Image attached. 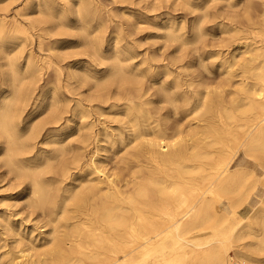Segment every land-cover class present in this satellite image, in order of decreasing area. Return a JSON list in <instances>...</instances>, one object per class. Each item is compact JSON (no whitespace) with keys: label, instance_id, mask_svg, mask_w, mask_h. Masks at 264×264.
I'll use <instances>...</instances> for the list:
<instances>
[{"label":"bare ground","instance_id":"obj_1","mask_svg":"<svg viewBox=\"0 0 264 264\" xmlns=\"http://www.w3.org/2000/svg\"><path fill=\"white\" fill-rule=\"evenodd\" d=\"M49 2L40 0L37 8L45 7L51 19L60 16ZM86 7L80 3L79 17ZM255 12L251 39L238 40L231 59L218 63L223 81L197 88L170 72L164 74L171 81L159 82L134 56L106 55L83 22L82 45L104 67H71V77L91 91L88 103L76 101L71 117L64 116L55 86L38 87L44 67L24 55L30 31L19 20L9 31L1 19L0 168L28 179V207L48 219L41 226L46 230L33 226L30 232L0 220L3 233L17 236L15 250L0 264H229L230 248L213 239L230 215L219 205L226 202L236 215L264 185L246 162L234 166L243 154L264 169V0ZM46 57L48 70L55 62ZM55 71L62 74L59 66ZM146 78L154 82L147 85ZM111 101L117 126L100 118L103 103ZM28 106L33 110L22 126ZM182 111L193 116L191 123L172 130L169 114ZM91 113L96 122L87 120ZM76 119L77 129L71 125ZM117 138L136 169L129 164L124 183L102 158L115 150ZM232 235L241 264H264V198Z\"/></svg>","mask_w":264,"mask_h":264},{"label":"rangeland","instance_id":"obj_2","mask_svg":"<svg viewBox=\"0 0 264 264\" xmlns=\"http://www.w3.org/2000/svg\"><path fill=\"white\" fill-rule=\"evenodd\" d=\"M39 1L0 0V20L4 18L9 31L11 25L13 31L17 29L18 24H23L24 29L30 31L33 39L24 49V55L30 53L35 59H39L38 63L43 65L44 70L38 87L40 89L43 86L49 90L55 86L61 99L60 107L66 117L73 116L77 100L88 103L87 99L91 94L86 84L71 77V67L86 66L92 70L104 67L82 45L83 39L80 38L81 31L78 28L83 22H86L89 39H98L105 54L134 56V63H141L143 69L150 71L149 76L157 74L159 82L171 81L170 77L179 76L185 86L192 82L195 88L213 87L219 85L224 78V68L221 69L218 63L231 59V53L237 48L235 44L238 40L249 37L251 39V26L257 14L255 8L260 3V0H50L52 13L60 14L51 19L45 7L44 12L37 8ZM82 2L83 7L86 3L87 9H84V16L79 17L78 10ZM76 3H79L78 8H72ZM16 20H19L18 24H13ZM171 30L178 35L177 39L169 38ZM9 51L10 56L15 53L11 48ZM239 53L240 50H237L236 54ZM46 56L52 58L56 64L48 70L43 63V60L48 59ZM56 66L61 67L62 74L55 71ZM166 72L171 73L170 77L165 76ZM153 80L154 78H146L144 82L148 85L149 82L153 83ZM112 88L116 89L115 86ZM111 103L112 101L103 103L106 115L100 118L109 126H117L118 124L114 123L116 116L111 113ZM32 110L33 106H28L23 114L22 126ZM185 114V111L179 112L178 115L169 114L167 124L172 130L177 127L185 128L191 123L192 115L189 117ZM34 117L33 115L31 118ZM97 119V116L91 113L87 120L96 122ZM80 122L76 119L71 125H76L77 129V123ZM99 128L98 125L94 127L96 131H99ZM73 132L75 131H72L71 140L76 139ZM118 139L115 150L102 152V158L107 169L118 174V181L122 180L124 183V178H129L135 169V163L125 159L128 152H125L123 145L118 144ZM242 161L246 162L244 166L253 169L264 181V169L257 162L247 160L243 154L239 155L234 166L240 165ZM72 175H76L75 170ZM27 180L16 178L13 174H4V169L0 168V220L9 219L15 229L22 232H30L33 226L41 227L48 219L40 209L28 207ZM263 198L264 185L260 184L251 199L236 215L231 214L226 202L219 205L220 210L230 215L213 239L230 248L229 264H241L232 251V244H238L233 240L232 229L240 225L242 220L259 206ZM40 230H46V227H41ZM211 234L209 232L206 236ZM16 239V235L3 233L0 226V260L8 250H15ZM261 257L264 258V254Z\"/></svg>","mask_w":264,"mask_h":264}]
</instances>
